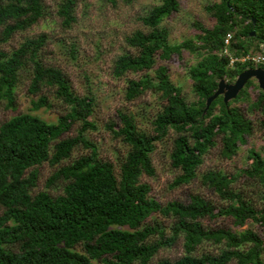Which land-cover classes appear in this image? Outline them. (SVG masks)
I'll list each match as a JSON object with an SVG mask.
<instances>
[{
	"label": "trees",
	"instance_id": "obj_1",
	"mask_svg": "<svg viewBox=\"0 0 264 264\" xmlns=\"http://www.w3.org/2000/svg\"><path fill=\"white\" fill-rule=\"evenodd\" d=\"M78 1L57 3L55 14L63 28L75 21ZM177 10V0H160L150 7L139 18L143 29L124 38L134 52L121 53L113 61L114 77L135 76L125 82V100L149 91L160 103L150 132L137 128L133 117L120 111L116 120L106 123L105 129L125 148L116 169L98 156L84 135L95 129L90 121L92 98L76 95L62 72L40 59L46 36L25 39L8 52L0 50V104L5 109L15 108L20 72L28 79L31 111L49 109L52 101L64 107L54 123L21 113L0 124V264H264V205L256 209L242 192L234 191L232 178L220 171L200 175L201 182L225 202L223 206L196 194L187 201L162 204L148 196L149 187L140 181L142 175H153L154 143L171 133L168 159L179 171L171 187L188 184L196 178L202 156L217 144L221 157L235 155L252 129L251 115L257 112L262 154L249 149L250 164L241 174L264 190V92L248 79L225 104L219 95L205 107L219 81L231 84L246 69H264L237 60L264 51V0H215L205 7L213 19L210 28L193 21V37L170 44L160 24ZM44 14L43 0H0V45ZM228 33L229 56L222 54ZM184 52L195 60L186 70L195 97L191 102L170 81L167 69V63L181 62ZM230 58L236 60L230 64ZM75 126L74 135H69ZM78 147L88 153L62 164ZM44 162L54 170L45 179L44 190L33 193L37 167ZM58 187L59 193L48 192ZM259 197L264 203V192ZM212 220L220 222L210 227ZM249 223L257 224L261 232L241 229ZM178 241L179 257L153 262L160 250ZM204 243L214 246L216 253H197Z\"/></svg>",
	"mask_w": 264,
	"mask_h": 264
},
{
	"label": "rangeland",
	"instance_id": "obj_2",
	"mask_svg": "<svg viewBox=\"0 0 264 264\" xmlns=\"http://www.w3.org/2000/svg\"><path fill=\"white\" fill-rule=\"evenodd\" d=\"M58 2L59 0H43L44 16L29 29L14 33L6 43L0 45V50L8 52L25 39L34 38L40 34L46 36L45 44L40 50V59L46 65L59 69L76 95H88L92 98L90 121L93 122L95 129L86 130L84 135L96 147L98 156L110 161L116 169V160L122 156L125 148L105 129L106 123L116 120L115 114L120 111L130 114L137 128L150 132V120L159 109L160 103L149 91L135 100H125V82L135 76L128 73L121 78L114 77L112 74L113 61L121 53L132 54L134 52L124 43V38L135 30L143 29L139 18L150 7L159 4L160 0H134L129 4L124 3L123 0H114V4L106 0H79L74 9L75 21L69 28H63L60 25V19L55 14ZM177 2L178 10L165 17L160 24L166 29L170 44H178L182 40L192 38L196 33L191 25L193 21L201 23L206 28H210L213 24V19L205 11V7L215 0H177ZM194 61L192 55L184 52L181 62L173 60L167 63L170 81L181 88L188 102L193 101L195 97L190 91L191 82L186 70L194 64ZM27 85L26 74L20 72L15 88V108L14 110L5 109L3 104H0V124L21 113H30L46 122L54 123L57 116L63 112L64 107L57 101H52L49 109L41 108L31 111V97L27 93ZM250 96L252 97L253 93H250ZM240 106L244 107L243 104ZM250 118L253 121L252 129L245 137L244 143L238 144L235 155L227 159L221 157L219 144H217L202 156V162L196 170V178L185 185L171 187L172 181L179 174L177 169L170 166L168 159L171 133L162 141L155 142L150 156L153 175L150 177L142 175L140 178V181L149 187L148 196L164 204L171 200L187 201L189 196L196 194L209 200L215 206H223L225 202L219 200L200 180V175L206 171H220L232 178L230 187L234 191L242 192L244 197L252 201L256 209L263 206L264 203L259 197V194L264 192L262 187L241 174V171L247 169L250 164L247 158L249 149L262 154V132L255 121L256 118H260L259 113L256 112ZM76 128L78 127H73L69 135H74ZM87 153V149L78 147L62 164L66 165ZM53 170L54 168L46 162L37 167L38 180L33 193L44 190V181ZM59 191V187L56 191L48 190L50 194L59 193ZM154 218L163 220L155 215ZM219 222V220H212L208 225L213 227ZM203 224L207 226L206 221ZM224 224L230 226L229 221H224ZM245 228H251L255 233H260L262 230L257 224L252 223L241 229ZM206 252L216 253V248L204 243L197 250V253ZM181 253L178 241L174 247L160 250L153 258V262L160 258L175 259ZM261 257L264 262V254ZM229 264L235 263L230 262Z\"/></svg>",
	"mask_w": 264,
	"mask_h": 264
},
{
	"label": "water",
	"instance_id": "obj_3",
	"mask_svg": "<svg viewBox=\"0 0 264 264\" xmlns=\"http://www.w3.org/2000/svg\"><path fill=\"white\" fill-rule=\"evenodd\" d=\"M250 35H253V32ZM250 78L255 79L258 88L264 92V70L260 68L246 69L238 74L234 82L230 85H225L222 80L219 81L214 93L206 99L205 107H207L212 99L219 95L222 96V101L225 104L228 100L234 98L244 83Z\"/></svg>",
	"mask_w": 264,
	"mask_h": 264
},
{
	"label": "built area",
	"instance_id": "obj_4",
	"mask_svg": "<svg viewBox=\"0 0 264 264\" xmlns=\"http://www.w3.org/2000/svg\"><path fill=\"white\" fill-rule=\"evenodd\" d=\"M231 41V34H226L223 39L224 48L222 50L223 55L229 56V53L227 51V47L229 46ZM236 59L230 58L229 63L232 64ZM238 61L244 63L248 62L254 65H264V51L262 53H252L249 52L243 56H241Z\"/></svg>",
	"mask_w": 264,
	"mask_h": 264
},
{
	"label": "flooded vegetation",
	"instance_id": "obj_5",
	"mask_svg": "<svg viewBox=\"0 0 264 264\" xmlns=\"http://www.w3.org/2000/svg\"><path fill=\"white\" fill-rule=\"evenodd\" d=\"M258 68V67H257ZM250 69H253V68H250ZM261 69V68H260ZM262 70H264V69H262ZM250 79H253V78H250ZM253 81L255 82V84H256V86H257V88H258V85H257V82L255 81V79H253ZM225 85H230V84H226V83H224ZM232 84V83H231ZM259 89V88H258ZM263 92V91H262ZM229 101V100H228Z\"/></svg>",
	"mask_w": 264,
	"mask_h": 264
}]
</instances>
